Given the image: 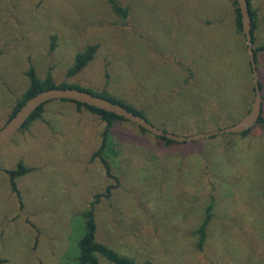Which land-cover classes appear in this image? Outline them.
<instances>
[{
	"label": "rangeland",
	"instance_id": "1",
	"mask_svg": "<svg viewBox=\"0 0 264 264\" xmlns=\"http://www.w3.org/2000/svg\"><path fill=\"white\" fill-rule=\"evenodd\" d=\"M116 1L125 16L108 0H0V128L27 86L29 62L40 77L51 70L63 80L75 53L95 42L94 60L71 79L100 90L108 73L109 90L145 107L155 126L188 135L209 125L195 122L198 116L224 119V126L242 116L254 84L232 0ZM251 5L255 45L264 44V0ZM256 66L264 115V51ZM103 126L71 102L51 100L28 131L0 144L5 264H78L82 212L108 184L116 187L97 205V238L136 264H264L260 125L243 137L166 146L116 122L105 156L118 182L91 160ZM19 160L32 168L17 179L21 203L5 172ZM211 198L213 216L198 250L193 232ZM99 264L114 263L99 257Z\"/></svg>",
	"mask_w": 264,
	"mask_h": 264
},
{
	"label": "trees",
	"instance_id": "2",
	"mask_svg": "<svg viewBox=\"0 0 264 264\" xmlns=\"http://www.w3.org/2000/svg\"><path fill=\"white\" fill-rule=\"evenodd\" d=\"M108 1L110 2L112 10L116 14L120 16L126 15V9L123 8L116 0H108ZM247 1L249 5V13H250V19H251V41H252V46H253L254 53H255V60L257 64V53L260 51H264V44L262 43L260 45H255L256 43L255 31L258 25L257 24V13H256V10L251 5V0H247ZM232 6H233V20H234L236 32L244 35L243 29H242V23H241L240 10H239L236 0H232ZM52 39H54V36H52ZM53 46H54V43L52 42L51 47ZM98 48H99V43L95 42V43L86 44V46L82 50L77 51L73 57L72 63L68 66L66 70V79H63V80H55L51 70H49L44 77H40L38 75L36 67L33 65V63L29 62V66L25 70V76L27 77V81H28L27 86L25 90L23 91V93L18 98V100L16 101V104L13 107L11 113L9 114L6 122L18 111V109L25 103V101L29 97L35 95L36 93L42 90H46L50 88H65V87H71V88L88 91L92 94L105 98L109 101L119 103L125 106L127 109L131 110L132 112L143 116L149 122H151L150 117L146 115L145 107H143L140 104L136 105L130 102L129 100H127L125 97L119 94H116L114 92H111L109 90L110 77L108 73H106L107 79L105 80L106 83L103 86L104 88L100 90L93 89L88 86H84L77 80L75 81L72 80L74 79L76 75L81 73L84 70V68L88 66L94 60L96 53L98 51ZM248 70L251 72L250 61H248ZM258 81H259V87H260L261 94H262L263 85L259 78H258ZM251 92L254 97V85L251 86ZM59 100L69 101L75 105V110L77 112L82 113V110L87 111L93 115H96L99 118V120L103 122L104 126L102 129V132L100 133V137H101L100 143L97 149L93 151L91 155V160L98 159L103 164L107 177L113 178L114 180H117L118 182L117 176H115V174L111 172L112 170L111 159L105 156V155H108V152L111 150V147H112L111 140H110V135L112 132L111 128L114 126V124H116V122L120 121V122L133 125L135 127H138L143 132H148V131L139 127L135 123H132L124 119L123 117L115 115L114 113H111V112H108L102 109H98L96 107H92L87 104L72 101V100H66V99H59ZM251 104H252V101H251ZM251 104L244 111V113H242L241 117H243L250 110ZM206 106H207V110H210L209 109L210 105L209 106L206 105ZM217 107L219 110V108L220 107L222 108L223 106L219 105ZM214 110H215V107H214ZM44 111H45V104L35 109L33 113L31 114V116L29 117V119L24 123V125L15 134L25 133L26 131H28L33 122L42 118ZM198 117L199 119L198 118L195 119L194 120L195 122L197 123L208 122L209 125L206 128L196 129L193 134H196L199 132H208V131L227 127L223 125L224 119H218L214 121L211 119V116H198ZM239 119L234 121L232 124L236 123ZM255 124L260 125L264 131V115L262 114V111H261L260 117L258 118V121ZM161 128L167 132L181 134V133L169 131L168 129L163 128V127ZM253 128L254 126L250 128L249 130H246L242 133H234V134L224 133L221 135H227V134L232 135L233 134V135H238V136L243 137L249 134V132ZM150 134L153 135L156 139L162 141L163 144H165L166 146H175V145L202 141V140H193L191 142H186V141L177 142L174 140H170L164 136H156L152 133ZM181 135H187V134H181ZM188 135H191V134H188ZM31 170L32 168L30 166L25 165L22 160L17 161L14 167L5 170V172L8 174L11 190L12 192L16 194L20 203H21V194L17 187V179L25 175L26 173L30 172ZM115 187H116V184H108L101 192L93 193L88 203V206L82 212L83 233L78 240V255H77L78 264H99V257H103L106 260L114 264H136L132 257H129L128 255H125L123 253L116 251L114 248L109 246L107 243L102 242L98 240L97 238V222H96L97 205L99 204L102 198H109L112 193V189H114ZM212 208H213V198H211L210 201L207 203L203 218L193 232V235L196 237L195 246H196V249L198 250L203 249V245L206 241L207 228L213 216ZM5 262H6V259L0 256V264H5ZM148 264H151V263H148Z\"/></svg>",
	"mask_w": 264,
	"mask_h": 264
},
{
	"label": "water",
	"instance_id": "3",
	"mask_svg": "<svg viewBox=\"0 0 264 264\" xmlns=\"http://www.w3.org/2000/svg\"><path fill=\"white\" fill-rule=\"evenodd\" d=\"M236 2L240 10L242 29L246 39L254 84V97L250 110L236 123L221 129H216L208 132H199L191 135L175 134L172 132L164 131L162 128L157 127L151 122H149L143 116L132 112L131 110L127 109L125 106L119 103L109 101L88 91L71 87L50 88L42 90L36 93L35 95L29 97L25 101V103L18 109V111L0 128V144L6 141L11 136H13L29 119L35 109L51 100L59 99L80 102L92 107H96L98 109L114 113L117 116L123 117L124 119L135 123L139 127L147 130L148 132L156 136H164L170 140H174L177 142L199 140L223 133H242L246 130H249L258 121V118L261 115L262 94L259 87L255 53L251 41V19L248 1L236 0Z\"/></svg>",
	"mask_w": 264,
	"mask_h": 264
}]
</instances>
